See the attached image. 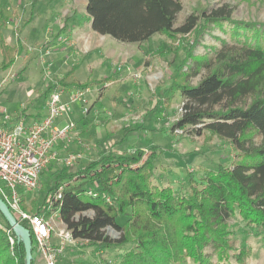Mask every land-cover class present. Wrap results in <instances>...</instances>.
Instances as JSON below:
<instances>
[{"label":"trees","instance_id":"trees-1","mask_svg":"<svg viewBox=\"0 0 264 264\" xmlns=\"http://www.w3.org/2000/svg\"><path fill=\"white\" fill-rule=\"evenodd\" d=\"M84 1L91 29L120 43H141L156 34L169 39L197 36L208 27L231 25V39L236 42L222 43L213 62L196 60L209 67L198 83L186 81L183 64L174 69L171 87L180 91L185 103L172 130L202 125L195 129L197 133L206 130L227 141L242 161L236 162V158L232 167L208 172L201 188L189 178V193L177 196L170 187L152 183L155 151L145 155L146 149L138 148L120 155L108 153L74 173L60 168L40 206L42 212L36 213L48 219L58 212L74 239L100 247L131 244L115 264H184L188 260L210 264L207 248L219 261L226 259L231 249L227 219L238 215L247 226L264 230V23L232 20L224 5L191 14L174 28L181 10L178 0ZM13 18L14 12L0 5V73L24 50L19 39L10 45L2 33ZM187 57L192 58V52ZM75 70L73 66L62 80ZM71 83L88 87V82ZM52 89L55 86L46 94ZM255 135L261 137L258 145L253 143ZM59 190L61 198L54 201ZM87 211L92 216L82 215ZM119 217L125 218L122 224L117 222ZM19 224L29 231L34 264L32 231L24 222ZM107 227L119 232V239L105 237ZM9 236L14 240L12 246ZM240 255L243 253L238 260ZM0 264H25L23 244L1 215Z\"/></svg>","mask_w":264,"mask_h":264},{"label":"rangeland","instance_id":"rangeland-1","mask_svg":"<svg viewBox=\"0 0 264 264\" xmlns=\"http://www.w3.org/2000/svg\"><path fill=\"white\" fill-rule=\"evenodd\" d=\"M178 1L181 10L174 28L183 25L191 14L224 5L229 7L232 20L264 23V0ZM0 5L14 12V18L2 29L7 43L13 45L19 39L24 48L14 64L0 73V115L5 111L12 118L39 120L46 112L51 91H61L66 99L68 93L79 88L72 81L88 82L87 88H79L83 99L68 114L75 130L69 140L56 146L60 162L44 169L36 190L21 194L23 211L42 212L40 206L60 168L67 167L74 173L108 153L120 155L138 148L146 149L145 155L155 151L152 183L170 187L177 196L189 193V178L201 188L208 172L220 166L232 167L237 158L232 146L206 130L197 133L195 129L202 125L172 130L185 100L171 87L172 73L181 64L190 85L207 75L209 67L196 60L213 62L222 43L236 42L231 39L230 24L208 27L197 36L169 39L156 34L141 43H120L91 29L83 0H0ZM188 52H192V58L187 57ZM72 66L76 70L62 80ZM51 86L55 89L46 94ZM260 141L261 137L255 135L253 143L258 145ZM70 157L71 164L62 165V159ZM240 161L242 157L236 159ZM82 215L92 216V212ZM52 220L58 222L57 217ZM124 220L119 217L117 222L122 224ZM227 224L231 249L227 258L219 261L207 248L210 264H264V230L247 226L238 215L227 219ZM103 234L111 241L120 237L110 227ZM131 247H100L75 239L65 245L55 264H115ZM184 264L194 263L188 260Z\"/></svg>","mask_w":264,"mask_h":264},{"label":"built area","instance_id":"built-area-1","mask_svg":"<svg viewBox=\"0 0 264 264\" xmlns=\"http://www.w3.org/2000/svg\"><path fill=\"white\" fill-rule=\"evenodd\" d=\"M83 95L79 88L68 93L66 99L62 98L61 91H51L46 101V113L36 121L12 118L5 111L0 115V198L18 222H24L32 231L35 250L43 264H55L65 245L75 239L63 224L54 229L42 215L23 211L21 194L36 190L44 169L60 162L56 146L73 134L75 125L68 119V114ZM71 159H62V165L69 166ZM60 198L59 190L54 201ZM52 236L58 239L56 245L52 244ZM8 240L12 246L13 238L9 236Z\"/></svg>","mask_w":264,"mask_h":264},{"label":"water","instance_id":"water-1","mask_svg":"<svg viewBox=\"0 0 264 264\" xmlns=\"http://www.w3.org/2000/svg\"><path fill=\"white\" fill-rule=\"evenodd\" d=\"M0 215L9 227L14 231L17 240L23 244L25 264H31V238L29 231L21 226L14 215L10 212L5 202L0 198Z\"/></svg>","mask_w":264,"mask_h":264},{"label":"crops","instance_id":"crops-1","mask_svg":"<svg viewBox=\"0 0 264 264\" xmlns=\"http://www.w3.org/2000/svg\"><path fill=\"white\" fill-rule=\"evenodd\" d=\"M83 5L85 6V1L83 0ZM66 16V15H65ZM88 16V15H87ZM89 21H90V18H89ZM65 24L63 23L62 24V28H64L65 29ZM16 41H17V39H16ZM14 45V44H13ZM73 67V66H72ZM71 67V68H72ZM71 68H70V70H71ZM69 70V71H70ZM68 71V72H69ZM73 74V73H72ZM77 88V87H76ZM46 113V112H45ZM45 115V114H44ZM43 115V116H44ZM42 116V117H43ZM26 119L27 120H29V121H32L30 118H27L26 117ZM61 125V124H60ZM53 217H57L58 218V222H54L53 220H52V218ZM48 221L51 223V225L54 227V229H59L60 227H61V225H62V223H61V221H60V219H59V215H58V212H56V213H54L50 218H48ZM56 240H57V242H56ZM51 241H52V244L53 245H56L57 243H58V239L55 237V236H52V238H51ZM34 264H43V261H42V259H41V257L37 254V253H35V256H34Z\"/></svg>","mask_w":264,"mask_h":264}]
</instances>
